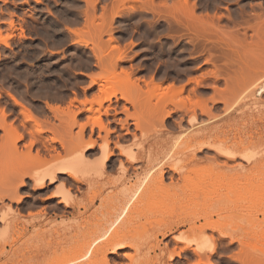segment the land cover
Wrapping results in <instances>:
<instances>
[{
    "label": "rangeland",
    "instance_id": "obj_1",
    "mask_svg": "<svg viewBox=\"0 0 264 264\" xmlns=\"http://www.w3.org/2000/svg\"><path fill=\"white\" fill-rule=\"evenodd\" d=\"M193 19L216 34L198 37L189 26ZM220 35L224 45L219 43ZM155 84L164 90L155 92ZM170 86L183 87L181 96L174 98ZM7 93L32 110L43 126H58L62 131L72 121L50 107L63 111L71 107L78 113L74 139L79 125L94 115L100 116L105 130L87 125L83 140L72 141L66 151L62 144L67 141L52 142L51 132L35 134L34 123L24 118ZM134 93L137 108L127 98ZM111 94L100 115L81 103ZM187 98L191 103L182 105ZM0 107L8 123L24 136L14 149L12 138H5L0 128L1 194L13 191L30 155L38 151L47 162L56 153L62 158L74 156L88 141H94L96 149L85 152L87 157H98L100 147L107 146L115 151L113 162L126 160L118 146L137 152L148 142L168 141L164 162L181 164L188 177L163 168L162 161L147 178L140 170L144 164L126 163L124 174L116 163L94 186L76 184L71 191L75 206L65 208L54 194L67 176L60 175L57 183L37 190L30 175L47 170L48 164L28 167L31 174L25 171L26 186L19 190L23 201L8 197L0 201V231L5 208L20 212L13 220L9 242L0 249V264H8L15 254L18 264H39V252L46 245L58 253L54 245L65 237L58 231L68 224L76 234H68V239L76 238L77 232L82 237L86 230L85 236L92 233L99 239L106 227L131 231L141 238L138 258L145 264H159L166 248L167 256L173 253V241L193 238L194 225L206 227L211 242L218 243L219 252L210 253L206 262L202 259L205 264H241L244 253L255 254L247 258L252 264L264 263V0H0ZM192 119L197 120V128ZM205 140L232 146L255 159L250 163L239 156L230 161L214 148L193 149ZM235 178L240 181L237 185H233ZM128 188L133 191L124 199L122 190ZM179 221L189 225L180 224L175 232L161 236L167 224ZM119 254L120 259L109 258L130 264L123 255L134 256V251ZM196 262V256L182 253L172 264Z\"/></svg>",
    "mask_w": 264,
    "mask_h": 264
},
{
    "label": "bare ground",
    "instance_id": "obj_2",
    "mask_svg": "<svg viewBox=\"0 0 264 264\" xmlns=\"http://www.w3.org/2000/svg\"><path fill=\"white\" fill-rule=\"evenodd\" d=\"M189 26L195 32L198 33V35H197L198 37H205L208 34L209 35L216 34V32L211 27L207 28L206 26L201 24V22H199L196 19H193V21L191 23H189ZM220 42H221V44L223 43L222 45H224V40H223V37L221 35L219 36V43ZM223 48H224V46H223ZM126 76H127V74H126ZM93 81L96 82L95 79ZM174 88H175L174 86H170V87H168V90H170V92H172V96L174 98H176V97L178 98V96H181V94L183 92V87H181L179 89H174ZM153 90H155V92L159 93L162 90H164V88H162V86L159 84H157V85L155 84L153 87ZM7 94H8V97L13 101V103L16 106L20 107L21 114H23L24 118L26 120L32 121L34 123L35 131H33V132L35 134L37 133L38 135H41L44 132H46V130L51 132L53 134V137L51 138L52 142L67 141L66 146L64 144H62L63 148L66 151L71 149V147L73 145L72 141H78L81 139L83 140L84 130H85V127L87 125L89 126V124H90V126H92V127L97 126L100 128V130L101 129L105 130V127L103 125V122H102L100 116L94 117L95 116L94 115V116H92L91 121H89L86 124L79 125L80 126L79 135H78L77 139H74L72 137V131H73L72 129L74 126L78 125V122H77L78 113L74 112L73 110L71 111L70 110L71 107H69L67 109V111L59 110V107L58 108L50 107L53 111H55L54 112L55 114H56V112H58V113L62 112V115L66 114L70 118V120L72 121V123L69 124V126L65 125L66 126L65 130L62 131L63 128H61V130H59L58 126L56 127V126L52 125L50 128L47 127L45 124H44L45 126H43V124H42L43 122L41 121L42 122L41 123L39 121L40 119L38 120V117H36L33 114L32 110H30L27 106H25L23 103H21L20 100L17 99L14 95H12L10 93H7ZM134 95H135V93H134ZM111 96H112V94L110 96L102 97V98L101 97L100 98L95 97L94 100L85 99L81 103L83 105H87V104L90 105V108L88 110L92 113H94V112L99 113V115H100L101 114L100 108L102 107L103 102H105V101L110 102ZM135 97H137V96L136 95L133 96L132 94H131V96H127V98L130 99V100L128 99L129 102L132 103V105H134V107L137 108V104L139 103L138 102L139 100L137 99L138 97L137 98H135ZM127 98H126V100H127ZM164 99H166V97ZM187 99L188 100L183 101L182 105H186V104L191 103L192 100L189 98H187ZM163 103L168 104V101L167 102L164 101ZM95 104L97 106H99V108L97 110L93 109V105H95ZM139 121L136 122V123H138V124H136V128L140 127ZM0 123H1L0 128H2L4 130V133L6 134L5 138H12L10 140V141H12L10 146H12V148H14V147L17 148L16 143L18 141L22 140L24 136L19 133L18 128L15 127L13 125V123H8L7 113L1 107H0ZM196 123H197V120L192 119V124H193L194 128H197ZM58 130H59V132H58L59 134L57 133ZM61 131H62L61 134L64 133L63 134L64 136L59 138L57 136L61 135L60 134ZM32 138L35 139L34 137H32ZM32 141L34 142V140H32ZM35 141H36V139H35ZM33 142H31L29 144L30 146L28 145L30 148L32 147ZM212 142L206 141V140L200 141L199 143H197L196 145L193 146V149L195 151H205V150L210 151V150H212V148H214L217 151V155H219L222 158L224 157L227 160L231 159L230 161H232V160L236 161L239 156H242L244 159H246L250 163L255 159L254 156H252L251 154H249V153L244 154V153H242L236 149H233L232 146H228L225 144L214 145V144H212ZM30 148H29V150H30ZM95 149H96L95 142L94 141H88L83 146L80 153L76 152V153H74L75 155L73 154L74 156L70 155V156H67L65 158H62V155H60L59 153H56L55 155L52 154V156L50 155V157L52 159L49 162H51V163L47 162L49 159L46 160L45 159L46 157L44 158L37 151L36 154L30 155V158L28 159L29 162H28L27 166L25 164V166L23 165L22 168L26 167L28 170H30V169L36 168L38 166H41L42 163L44 164L45 162H47L46 164H48V167H49V168L47 166L45 167L47 170L43 169V171L41 173L36 172V174H34L33 173L34 171H33L32 172L33 176L30 175V177L32 178L31 181L33 182L34 188H36L37 190H44L46 188H49L50 185L57 183L60 175L61 176H67L66 179L64 178V182L61 181L59 188L57 189V191L54 194L55 197L60 199L59 203L63 204L65 208H73L75 206L76 201L71 194V191H72L74 186H77L78 184L86 185L88 187L94 186L96 183H98L99 181L103 180L106 177V175L109 173L110 168L111 169L114 168L116 163H118V165H119L118 168L124 174H126V172L128 170L126 163L128 165H130L131 167H133V165L136 163L137 164H144V167H140V170L144 169L143 172L145 173V176H146L145 178H147V175L149 174L148 172L152 168L157 166L159 163H161L160 161H162L163 162L162 163L163 168L167 167L168 169L175 170L176 172H178L180 177L186 178V179L188 178L185 176L184 168H182L181 164H173V163H169V162H164V159L168 158V154H169V150H170V143L168 141L156 140V141L148 142L147 144H144L143 146H141L137 152H136V150L132 151V150L125 149L122 146H118V150L121 151L120 154L122 156H124L126 159L125 162L119 161V160L118 161L115 160L116 162H113L112 158L115 157V151L114 152L108 151L107 146H101L100 147V149H99L100 155L96 158H89L86 156L85 152H89V151H92ZM215 161L216 160H214L213 163L216 166ZM225 164H227V163H225ZM28 167H30V169ZM26 168L24 169V173H22V171L20 169H19V171L17 170V172L15 171L16 174L21 171L20 174L22 176H20V174H17V177L15 179L16 184H14L15 187L13 186V188H12L13 191H11L10 194H1L0 193V201H3L6 197L10 198L11 201L15 200V202H17V203H21L23 201V199L25 197L19 195V193H20L19 190H20V188H23L26 186L25 178L29 176L27 174L28 171ZM237 170H239V169H237ZM25 171H27V172H25ZM159 171H160V174H159L160 181L162 182L163 181L162 179H164V170L161 168ZM190 173H191V171L186 172V174H190ZM29 174H31V173H29ZM233 180H231V181H233ZM161 182H159V183H161ZM237 182L238 181L235 178V182L233 185H237L240 181L238 183ZM230 185H229V187H231ZM122 191L124 194L123 198L125 199V197H127L128 195H130V193H132L133 188L123 189ZM0 192H1V190H0ZM152 192L154 193V191H152ZM157 192H159V191H157ZM54 196H51V197L49 196L48 198H52ZM5 209L3 212H1L2 213L1 219L3 222V228L0 231V249L2 246L5 247L7 241L9 242V239L11 237L13 229L15 228L14 224H13V220L17 219V217L20 215L19 211L14 210L10 206H8L6 210ZM227 212H228V210H227ZM230 215H233V213ZM237 215H234L233 217L236 218ZM237 217H240V216H237ZM197 219L199 220L200 217ZM184 223H185V221L184 222L179 221V222H172L170 224H167L165 229L160 232L161 236L167 237L169 234L173 233V231L180 224L183 225ZM87 224H88V222H87ZM187 224L189 225V223H187ZM84 225H85V223H84ZM194 226L191 227V233H192L193 238H182L181 242L179 241L180 239L173 241V243L175 244V247H176V248L174 247L173 251L171 250V252H173V253L170 252L171 254L169 256H167L168 250H167V248L164 249L162 256L159 258V264H172L174 262V259L178 256H181L182 253H185L186 255H188L190 257L196 256L197 262L194 264H200L201 262H203L202 259L210 258L209 257L210 253L212 254L213 252H219L217 240H212V242H211V239L209 238L210 236L208 237V235H206L207 234L206 233V227L196 228ZM86 227L89 228L88 226H86ZM103 227L104 226H102V228ZM107 228H109V227H106V229L102 230V234H101L99 239H97L94 235H92V233H91V236H88V237L85 236V233L87 234L88 230H86L85 233L82 231V234L84 233L83 236H85V237H83V236L79 237V234H78L79 232H77L78 236H74L76 238L68 239L67 238L68 234H71L72 231L75 229V227L72 225H69V224L64 225L63 227H61L59 229L58 232H59L60 237L61 236H65V237L63 238V240H61V241L59 240V242L54 245V248L57 249V251H59V252L56 254H53V252H51L52 248L50 245L42 246V248H41L42 253L39 252V257H40L39 258V262H40L39 264H121V263L116 262L115 259L114 260L110 259L109 255H114L117 259H120L119 252L122 250H126V249H131L134 251V256L123 255L126 258H128L130 264H145L144 262L139 260V258L141 257V256L139 257V254L141 253V250H142L141 249V243H140L141 241H139L141 238L138 239L136 237V235H134L131 231H123V230L111 229V228H110L111 229L110 230ZM77 229H79V227L76 228V231H77ZM58 232H56V233H58ZM40 234H41L40 232H37L36 237H38ZM73 235H76V234H73ZM52 236H54V234ZM142 240H144L143 235H142ZM183 241H184V246L180 247V243H182ZM46 244H48V243H46ZM169 245H170V243H169ZM143 251H144V249H143ZM248 251H250V250H248ZM239 252L244 253L241 250ZM239 252H238V254H239ZM244 254H245L246 258H243V260L241 258V262L243 264H252V262L249 261L248 259H250L249 258L250 254H253L254 256H255V254L254 253H250V254L247 253V254H249V256L248 255L246 256V253H244ZM239 256H240V254H239ZM254 256H253V260H255ZM206 259H204L205 262H206ZM238 259L240 260L239 257H238ZM245 259H247V260H245ZM259 259H262V258H259ZM251 260H252V258H251ZM245 261L246 262L248 261L249 263H246ZM205 262H203V263L205 264ZM258 262H257V264H260L262 261L260 263H258ZM18 263L19 262L16 259V254L11 256L10 260L8 262V264H18ZM24 263H25V260H24ZM207 263H208V261H207ZM261 264H264V263H261Z\"/></svg>",
    "mask_w": 264,
    "mask_h": 264
}]
</instances>
